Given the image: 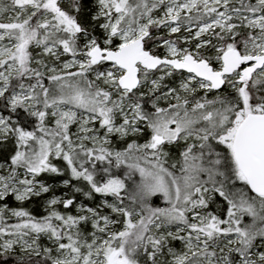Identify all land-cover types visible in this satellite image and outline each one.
Here are the masks:
<instances>
[{
    "label": "snow or ice",
    "instance_id": "1",
    "mask_svg": "<svg viewBox=\"0 0 264 264\" xmlns=\"http://www.w3.org/2000/svg\"><path fill=\"white\" fill-rule=\"evenodd\" d=\"M0 264H264V0H0Z\"/></svg>",
    "mask_w": 264,
    "mask_h": 264
}]
</instances>
